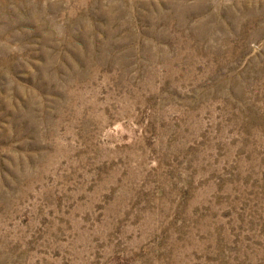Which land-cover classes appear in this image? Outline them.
Wrapping results in <instances>:
<instances>
[{
  "label": "rangeland",
  "instance_id": "rangeland-1",
  "mask_svg": "<svg viewBox=\"0 0 264 264\" xmlns=\"http://www.w3.org/2000/svg\"><path fill=\"white\" fill-rule=\"evenodd\" d=\"M0 264H264V0H0Z\"/></svg>",
  "mask_w": 264,
  "mask_h": 264
}]
</instances>
